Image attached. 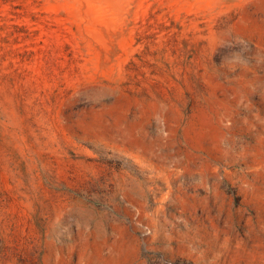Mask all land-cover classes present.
I'll list each match as a JSON object with an SVG mask.
<instances>
[{
    "label": "rangeland",
    "instance_id": "obj_1",
    "mask_svg": "<svg viewBox=\"0 0 264 264\" xmlns=\"http://www.w3.org/2000/svg\"><path fill=\"white\" fill-rule=\"evenodd\" d=\"M0 264H264V0H0Z\"/></svg>",
    "mask_w": 264,
    "mask_h": 264
}]
</instances>
